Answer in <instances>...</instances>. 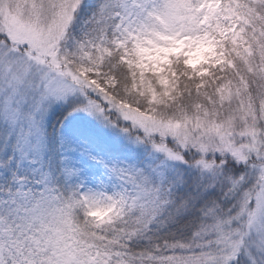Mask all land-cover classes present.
I'll return each mask as SVG.
<instances>
[{
    "label": "snow or ice",
    "instance_id": "6c2138e0",
    "mask_svg": "<svg viewBox=\"0 0 264 264\" xmlns=\"http://www.w3.org/2000/svg\"><path fill=\"white\" fill-rule=\"evenodd\" d=\"M0 264H264V0H0Z\"/></svg>",
    "mask_w": 264,
    "mask_h": 264
}]
</instances>
